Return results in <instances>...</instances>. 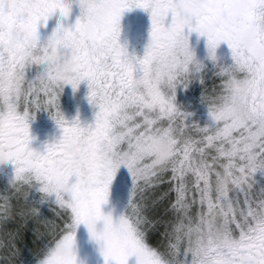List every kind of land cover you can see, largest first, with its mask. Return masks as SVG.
I'll return each instance as SVG.
<instances>
[{"label": "snow or ice", "instance_id": "6c2138e0", "mask_svg": "<svg viewBox=\"0 0 264 264\" xmlns=\"http://www.w3.org/2000/svg\"><path fill=\"white\" fill-rule=\"evenodd\" d=\"M79 3L88 7L75 25L61 23L45 37L41 29L56 13L69 16V0H0V152L11 155L16 185L35 173L43 200L55 198L63 224L44 222L46 264H57L51 250L74 238V224L101 212L122 166L133 178L135 214L117 218L119 244L103 248L108 264H128L133 256L137 264H264V188L254 192L255 175L264 171V0ZM137 7L152 20L142 57L130 55L119 39L124 12ZM191 32L207 37L213 61L223 43L233 57L220 68L219 88L205 89L209 122L203 126L177 104L181 86L194 79L204 84ZM44 40L80 52L77 78L63 79L59 66L35 55ZM178 42L183 58L174 54ZM37 63L46 65L39 73ZM85 80L99 109L88 125L68 121L60 110L65 86L78 90ZM42 108L55 110L52 118L63 130L44 151L31 147V120ZM81 142L82 151L68 150ZM28 195L16 190L0 197V250L13 257L28 220L39 214Z\"/></svg>", "mask_w": 264, "mask_h": 264}, {"label": "rangeland", "instance_id": "374dc122", "mask_svg": "<svg viewBox=\"0 0 264 264\" xmlns=\"http://www.w3.org/2000/svg\"><path fill=\"white\" fill-rule=\"evenodd\" d=\"M142 8H136L135 18L141 14ZM125 20L129 23L128 18L125 16ZM150 36V34H149ZM148 36V37H149ZM123 45L129 46L130 44L123 39ZM148 38L143 42H137L133 44L135 49H129L130 55L142 57L145 53L146 46L148 45ZM189 44L192 50L196 54V59L204 66L202 76L204 79V85L207 81L215 79L217 85L215 88H219L221 84V77L218 75L221 67H227L233 64L232 50L227 43H223L224 46H219L216 51L217 60L213 61L210 58L209 50L207 46V38L205 40L193 37L189 39ZM132 45V46H133ZM46 65L37 63L35 65V72L39 73ZM201 84L199 79H194L187 88L181 86L177 90V104L183 109L193 114L192 119L205 125L209 122L208 107L202 102L204 93L201 90ZM213 94V92H212ZM60 110L68 121H73L79 118L82 125L92 124L95 121V115L98 112V107L94 106L89 99V87L88 82L85 80L81 83L78 90H74L69 84L65 86L63 93L60 95ZM57 131L63 133V130L57 125L56 121L52 118L49 111H40L35 117V123L31 125V135L34 131ZM44 139L45 145L40 149L44 151L45 146L48 143H54L58 139L47 137ZM15 177V165L0 167V197L11 196L16 190L12 187L11 181ZM133 178L130 171L126 166H122L110 185V194L108 202L103 206L105 211H113L117 217L126 215L129 207L130 200L133 198ZM261 188H264V171L257 172L255 175L254 192L258 193ZM158 194V193H157ZM147 197H151V192L144 193ZM34 196H39L42 207L39 210L37 217L32 218L35 223H42L44 229H46L45 221L49 222L48 227L53 221L52 212L47 209V203L56 205L55 198L50 197L48 200H43V194L38 190V185L31 188L27 198V204L29 199ZM22 202V198H21ZM31 206V205H30ZM57 206V205H56ZM162 227V226H161ZM47 233V232H46ZM158 239V234H153ZM37 238V236H36ZM40 238V237H39ZM77 240L80 246V258L81 264H108L106 257L99 245L92 242L88 236L86 227L81 224L77 232ZM111 264H115L114 261ZM128 264H137V258L135 256L129 258Z\"/></svg>", "mask_w": 264, "mask_h": 264}, {"label": "clouds", "instance_id": "9594fccd", "mask_svg": "<svg viewBox=\"0 0 264 264\" xmlns=\"http://www.w3.org/2000/svg\"><path fill=\"white\" fill-rule=\"evenodd\" d=\"M81 6V4H80ZM88 4L85 3L81 6L82 14L86 12ZM122 32V26L120 23V37ZM119 37V39H120ZM121 42V39H120ZM122 44V43H121ZM123 45V44H122ZM125 46V45H124ZM126 48V47H125ZM174 54L183 58L184 49L182 43H177ZM35 55H42L46 57L52 66H59L63 73V79H75L77 78V73L74 69L80 62V52L76 48H55L51 47L47 40H44L40 43L39 48L36 50ZM28 72L31 71V61L27 66ZM63 79L58 81L56 86L59 87L60 84L63 83ZM40 85H37L39 87ZM3 105H0V111H3ZM49 111L50 115H55L54 109L44 110L43 108L39 111L34 112V119L38 112L40 111ZM63 113V112H62ZM64 115V114H63ZM32 119V120H34ZM84 148L83 142L78 144L69 145V151H82ZM11 161V155L8 149H4L3 152H0V167L5 166L8 162ZM85 176H87V170L85 169ZM15 177L11 181V185L18 191H30L31 188L35 187L41 181L37 180L35 173H28L23 182L19 185L14 183ZM50 191H55L56 186L54 184L48 185ZM64 198L67 199V193H64ZM104 206V205H103ZM102 206L101 212L97 214H92L88 217L85 223H82L86 229L88 236L92 242H95L99 245L103 251V248L106 245H112L113 247L119 244L120 240V230L117 224V216L113 211H105ZM135 214V205H130L129 210L127 212V216L132 217ZM81 225V224H80ZM80 225H73L72 231L75 233L73 239H64L57 243V245L51 250L55 252L57 256V264H81L80 258V246L77 240V232ZM20 255V250H18L14 257L12 254L4 252H0V260H6L7 264H15V259H18ZM48 254H43L38 257L36 260V264H46Z\"/></svg>", "mask_w": 264, "mask_h": 264}, {"label": "flooded vegetation", "instance_id": "af4514ba", "mask_svg": "<svg viewBox=\"0 0 264 264\" xmlns=\"http://www.w3.org/2000/svg\"><path fill=\"white\" fill-rule=\"evenodd\" d=\"M69 3L71 5V11L68 17H64L62 12L56 13L51 21L46 22L41 29L42 33L45 35V37L50 36L57 28L58 26L63 23L66 27L68 26H74L77 19L82 17V9L79 3V0H69ZM135 11L136 8H132L131 10H127L124 12L122 18H121V26H122V32H121V43L123 44V39L126 40L127 43H129V46H125L129 49H133L134 45L137 44V42H143V40L148 38V41L150 40V32L152 27V20L151 15L149 11H146L142 8L141 14L137 15V19L135 18ZM125 16L128 18L129 23L125 20ZM170 22V18L169 21ZM187 33V30H186ZM149 36V37H148ZM197 37L200 39L205 40L206 36H201L197 32H191L189 35V39ZM133 45V46H132ZM221 46H224V44H221ZM135 49H133L134 51ZM128 53H131L130 50H128ZM35 123V119L31 120V125ZM35 133L32 134V137L34 138L31 143V147L37 150H40L43 145L46 144L44 142V139H48L47 137L56 138L59 139L60 137H54L50 136L49 134H60L63 133L57 132V131H34ZM40 134H45V136H39ZM12 166L14 165L11 161L6 164V166Z\"/></svg>", "mask_w": 264, "mask_h": 264}, {"label": "trees", "instance_id": "16d2710c", "mask_svg": "<svg viewBox=\"0 0 264 264\" xmlns=\"http://www.w3.org/2000/svg\"><path fill=\"white\" fill-rule=\"evenodd\" d=\"M216 83L217 81L215 79L205 82V85L203 84L201 86V90H203L202 92L205 94V89H207V92L212 94L213 88L215 87L214 85H217ZM166 187L167 185H162L161 189ZM39 198V196L31 197L29 199V204L40 210L43 204L40 203L41 201ZM47 209L52 212L53 216V221L49 227L52 225H62L63 220L59 215H57L58 206L47 203ZM46 232L47 231L43 228L42 223H35L33 219L28 220L26 231L24 232L23 242L19 245L20 255L18 259H15V264H36L37 258L43 255L40 244L43 240L47 239ZM38 233H40V235H38ZM159 239L160 237L156 239L153 235L152 242L155 244ZM0 252H2V250H0ZM5 252H7V250H5ZM2 264H7V261L3 260Z\"/></svg>", "mask_w": 264, "mask_h": 264}, {"label": "water", "instance_id": "95a60500", "mask_svg": "<svg viewBox=\"0 0 264 264\" xmlns=\"http://www.w3.org/2000/svg\"><path fill=\"white\" fill-rule=\"evenodd\" d=\"M50 136H54V137H61L62 135H60V134H57V133H55V134H49ZM39 136H45V134H40Z\"/></svg>", "mask_w": 264, "mask_h": 264}]
</instances>
